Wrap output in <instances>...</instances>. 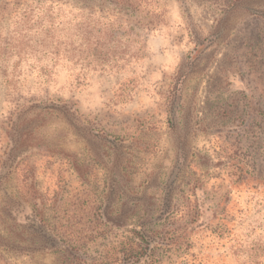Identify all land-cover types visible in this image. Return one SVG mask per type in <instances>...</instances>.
Wrapping results in <instances>:
<instances>
[{"label":"rangeland","instance_id":"obj_1","mask_svg":"<svg viewBox=\"0 0 264 264\" xmlns=\"http://www.w3.org/2000/svg\"><path fill=\"white\" fill-rule=\"evenodd\" d=\"M0 4V264H264V0Z\"/></svg>","mask_w":264,"mask_h":264},{"label":"trees","instance_id":"obj_2","mask_svg":"<svg viewBox=\"0 0 264 264\" xmlns=\"http://www.w3.org/2000/svg\"><path fill=\"white\" fill-rule=\"evenodd\" d=\"M7 9V7H5L4 5L0 4V13L5 11ZM17 53V52H16ZM3 75V80H0L2 82V84L4 86H6L9 90V92H16L17 89V81L15 80V74L14 75H8L6 72H1L0 71V76ZM13 101H16V103L14 104V108L17 110L20 107L24 106L25 104L21 102V99H17L14 98ZM50 109H52V107H50ZM41 113L43 112H47L49 110H45V109H40ZM26 122H23L22 126H25ZM33 132L30 129L24 130L22 133H20V138H19V142L21 144V146H26L29 141L30 138L32 136ZM137 236L139 237L141 240H147L145 234H143L142 232H140L139 230H135L134 231ZM136 248L134 246H130L129 248H125L123 254H116L113 256L111 263L109 262L108 264H117L119 262V264L123 263V262H133V264H138L140 262V258L141 256L146 252V249H150V245L148 244L146 248L142 247L141 244L136 243ZM122 255V256H121ZM134 257H136V260H134ZM96 264H104L101 262H97ZM107 264V263H105Z\"/></svg>","mask_w":264,"mask_h":264}]
</instances>
